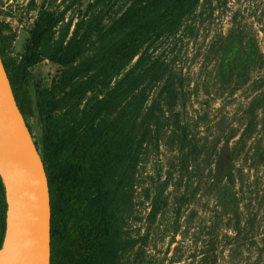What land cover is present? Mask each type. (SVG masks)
I'll use <instances>...</instances> for the list:
<instances>
[{
	"label": "rangeland",
	"instance_id": "1",
	"mask_svg": "<svg viewBox=\"0 0 264 264\" xmlns=\"http://www.w3.org/2000/svg\"><path fill=\"white\" fill-rule=\"evenodd\" d=\"M149 1L0 0L4 57L19 61L30 31L47 22L40 61L30 69L32 102L36 89L49 91L75 67L96 62L65 93L91 77L94 85L53 114L61 136L80 132L95 115L83 120V113L96 106L94 128L120 123L130 155L143 138L123 187L125 159L104 185L115 264H264V0H194L135 57L102 62L128 33H112L114 23ZM72 38L80 55L63 67ZM24 119L40 147L37 113ZM222 155L230 176L220 180ZM7 201L0 191V222Z\"/></svg>",
	"mask_w": 264,
	"mask_h": 264
},
{
	"label": "trees",
	"instance_id": "2",
	"mask_svg": "<svg viewBox=\"0 0 264 264\" xmlns=\"http://www.w3.org/2000/svg\"><path fill=\"white\" fill-rule=\"evenodd\" d=\"M193 1L151 0L129 8L111 27L112 33H128L103 54L102 62L112 60L115 65L135 57L138 46L152 35L176 24L182 11ZM49 31L50 24L37 22L30 31L29 46L19 61L5 59L9 38L0 37V56L22 115L32 116L36 112L42 127L41 146L38 148L48 178L51 200L50 264H115L119 248L115 235V216L105 196L104 185L115 170L122 168L121 163L125 159L128 163L124 179L120 182L123 187L125 177H131L134 173L143 138L130 155L129 149L125 147L127 137L119 127L120 123L113 121L101 132L94 128V120L102 113L96 106L83 113V120L95 115L80 132L61 136V120L53 117L54 112L68 97L87 92L94 85L95 77H91L65 93L80 77L96 69L99 63H84L75 67L49 91L36 89L32 102L27 93V88L34 82L30 69L39 63L37 50ZM79 43L76 38L70 39L58 64L63 67L73 64L80 55ZM223 157L217 167L220 180L230 176ZM0 191L6 193L1 177ZM154 210L160 212L159 208ZM5 211L7 207L0 222V251L7 232ZM74 220L77 223L72 226Z\"/></svg>",
	"mask_w": 264,
	"mask_h": 264
},
{
	"label": "water",
	"instance_id": "3",
	"mask_svg": "<svg viewBox=\"0 0 264 264\" xmlns=\"http://www.w3.org/2000/svg\"><path fill=\"white\" fill-rule=\"evenodd\" d=\"M0 165L8 199L2 264H50L48 178L38 145L18 108L1 56Z\"/></svg>",
	"mask_w": 264,
	"mask_h": 264
},
{
	"label": "bare ground",
	"instance_id": "4",
	"mask_svg": "<svg viewBox=\"0 0 264 264\" xmlns=\"http://www.w3.org/2000/svg\"><path fill=\"white\" fill-rule=\"evenodd\" d=\"M0 173H1V175H2V178L4 179V173H3V170H2L1 165H0ZM7 223L9 224V214H8ZM3 254H4V252H3V251H0V264H2ZM9 264H13V262H11V263H9Z\"/></svg>",
	"mask_w": 264,
	"mask_h": 264
}]
</instances>
